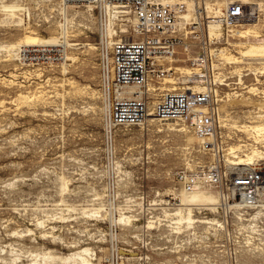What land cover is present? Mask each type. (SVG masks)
Listing matches in <instances>:
<instances>
[{
	"label": "rangeland",
	"instance_id": "rangeland-1",
	"mask_svg": "<svg viewBox=\"0 0 264 264\" xmlns=\"http://www.w3.org/2000/svg\"><path fill=\"white\" fill-rule=\"evenodd\" d=\"M1 1L16 2L24 12L12 19L0 15V44H17L25 36L60 38L61 25L68 21L66 41L74 46L67 45V58L76 60L26 66L0 52V264H73L65 260L86 248L91 252L83 257L89 263L104 264L113 246L128 250L137 264H264L263 211L229 208L220 201L214 209L205 200L217 199L214 193H199L189 207L195 235L184 230L187 224L180 234L171 232L167 221L175 218H164L161 208L170 211L181 200L175 173L195 172L209 157L179 122L147 119L137 126L117 127L111 135L105 131L108 106L99 79L93 15L68 7L63 21L60 0ZM196 1L200 7L225 2ZM247 1L263 3L264 8V0ZM257 15L256 28H236L251 31L245 40L222 32L217 46L242 61L235 65L217 59L226 84L220 94L225 135L228 147H241V158L253 146L264 152V139L256 142L253 134L241 131L264 123L257 117L264 115V75L255 72L264 59L238 57L240 43L264 42V9ZM212 18L200 15L205 35ZM255 33L259 39L251 37ZM194 36L184 41L187 52L177 50L174 68L190 69L199 52ZM235 69L240 70L241 83ZM179 73L172 76L175 86L168 88L177 89ZM252 86L256 94L247 92ZM153 204L158 207H150ZM210 219L220 227L209 234L203 222ZM148 221H154L153 229L145 228L151 225Z\"/></svg>",
	"mask_w": 264,
	"mask_h": 264
},
{
	"label": "built area",
	"instance_id": "built-area-1",
	"mask_svg": "<svg viewBox=\"0 0 264 264\" xmlns=\"http://www.w3.org/2000/svg\"><path fill=\"white\" fill-rule=\"evenodd\" d=\"M61 5L92 8L100 31L96 48L100 84L108 106L105 131L109 135L117 127L137 126L147 119L179 122L200 141L199 147L209 157L195 172L175 173V183L183 192L213 189L222 205L237 201L248 208L264 201V159L240 166L236 158L240 153L235 152L227 160L229 140L225 135L226 117L221 110L220 95L225 81L217 69V46L223 37L210 39L207 32L205 35L202 20L191 25V35H196L199 45V52L190 61L191 70L179 74L176 90L160 94L153 103L148 85L159 84L173 74L166 60L176 57L179 48L187 52L184 36L177 27V8L183 6L162 5L157 0H61ZM197 10L202 12L200 6ZM110 16L118 27H128L129 40L109 44L102 36ZM253 16L251 7L236 1L229 3L217 20L227 34ZM67 53L64 44L24 46L18 52V62L26 66L57 65L66 59ZM128 87L136 88L131 96L124 91ZM212 227L217 230L220 225L212 224ZM130 255L128 250L113 246L104 264L139 263L133 262Z\"/></svg>",
	"mask_w": 264,
	"mask_h": 264
},
{
	"label": "bare ground",
	"instance_id": "bare-ground-1",
	"mask_svg": "<svg viewBox=\"0 0 264 264\" xmlns=\"http://www.w3.org/2000/svg\"><path fill=\"white\" fill-rule=\"evenodd\" d=\"M157 1L160 4H162V5L170 4V5H174L176 7L177 6H183V8H177L178 9V11H177V27H178V30L180 32H182V35L184 36V39H188L189 35L191 33H193V32H190V30L187 31V29H192L191 25H193L194 23L200 24V22H201L200 15H201L202 12L210 14V15H213L215 17V18H212L213 19L212 21L210 20V21L207 22L208 23V25H207V36L210 39L220 37V35L223 34L222 33L223 31H222V28L219 25V21L217 20V18H219L221 16V14L223 13L225 7L229 3L234 2V1L225 0V2L223 4H220L218 6H216V5H207L205 3V4L201 5L202 12H198V10H197L198 2L196 0H157ZM240 1L243 4H245V5L254 6V8L251 7V9L254 11V16H253V18L251 20L240 22L239 24L235 25L233 27V29L231 31H227V33H232L233 36H235V33H236V35L240 39L245 40L247 38V36H249L251 31L248 29V30H244L242 32H239V31H236V28L237 27H243L244 28V26H253V28H254L255 26H257V24H256L257 21H258L257 20V18H258L257 14L260 11L263 12L264 8L262 9L263 3H253V2L250 3L247 0H240ZM68 7H72V6H66L65 7V6L61 5V7H59L60 8L59 9V11H60L59 13L61 14L62 17L60 15L59 16H60V18H62L65 21H67ZM84 9H85V12H86L87 15H89V16L93 15L92 14V8L89 7V8H84ZM23 10H24L23 6L16 4V2H13V3H10V4H5L3 1L0 0V15L4 16V18H2V19L15 18L16 17V13L24 12ZM25 10L27 11V8H25ZM191 11L194 14L196 13V17H193L192 14H190ZM191 18L193 20L189 21V19H191ZM94 19H95V17H94ZM67 22H65L63 25H61L62 32H61L60 38L59 37L37 38L35 36H25L26 37L25 41L19 42L17 44H8V45L0 44V52L1 53L2 52L6 53L7 57L10 58V59H13V58L16 57V61H18V52L24 46H34V45L55 46V45L64 44L67 47V45H68V43L66 41L67 29H68L67 28ZM69 23H71V22H69ZM96 24H97V22H96ZM69 25L71 26V24H69ZM113 25H115V26L113 27ZM116 25H117V23L114 21V19L111 18V16L109 17V19L105 23L104 30L102 32V36L106 37V39H107L109 44H111L112 42H114L116 40H120V39L121 40H129L130 37H131L130 36L131 35V31L128 29V27H124V26H119L118 27V25L116 27ZM204 27H205V25H204ZM84 29L87 30L86 27ZM118 29H119V31H118ZM253 30H256V29H253ZM97 32H98V35H99V38H100L99 28H97ZM251 37L252 38H257V39L260 38V36L258 34H256V33H255V35H253ZM60 39H62L63 41L61 40V42H60ZM68 46H74V44H71V45H68ZM238 46L240 48H242L241 50H239V55H241V57L238 56L239 58H254V59H258V60L259 59H264V42L249 43V42L245 41L243 43H240ZM185 47H187V46L184 45V48ZM67 48H69V47H67ZM91 49H93V47H91ZM227 50L226 49L219 50L217 52V54L219 56L218 55L217 56L221 57V59L225 60L228 64H235L236 65V64L242 62V61L238 60L237 58H235L234 57L235 55L232 56V54L227 53ZM67 59L69 61H71V62H75V60H76V58H73V57L67 58V55H66V59L62 63L66 62ZM166 61L169 63L168 66H167L168 70L169 71H173V74L169 75L168 77H165L159 84L148 85L149 91H151L153 93L152 94L153 95V103H156V99L158 98V96L160 94H162V93H164L166 91L176 90L175 87H171V88L167 87V85L175 86L174 85L175 82L173 81V77H172L175 72L180 71L179 74H183V73H189V71L191 70V69L188 70V68L186 69L184 67L183 68H174V64H176V62H177L175 60V57L172 58V59H167ZM245 63H247V62H245ZM235 70H236L235 72H237V74L239 76V82L241 83L242 77H241V74H240V70L239 69L238 70L235 69ZM61 71H62L63 75L67 74V68L65 67V64H63L61 66ZM255 72H258L261 75H264V66L260 67L258 69H255ZM222 85L226 86L225 83H223ZM135 90H136V88H134V87H128L124 91H126L128 93L127 95L131 96L130 93L134 92ZM247 92L251 93V94H256L257 89L252 86L251 88L248 89ZM123 93L124 92H122V94ZM260 95L263 98L261 101L264 103V92L262 91V93ZM249 102L251 103V101H249ZM250 105H252V104H250ZM257 117H259L261 119L262 123L264 122V115L257 116ZM148 122H158V123H161V124H163V123H175V124L179 125V123L176 122V121H159V120L149 119ZM187 131H188V129H187ZM241 131L245 132V133L246 132L247 133L250 132L249 135L253 134L252 135L253 139L256 142H259L260 139L261 140L264 139V123L260 124V125L258 124V125L253 126V127L243 126V127H241ZM188 132L191 134V136L194 139H196L194 137V135L190 131H188ZM198 142L200 143V141H198ZM240 146H242V145H240ZM253 147H251L250 149H247V153H245V154L242 153L243 157H245V159H242L243 157L242 158L238 157L241 154L240 151L242 149H239L241 147L234 148V147H230L229 146L227 148V160H230V157H232L235 154V152L240 153L236 157L238 159V165H240V166H250L253 163H255V161H259L261 159H264V152H259L256 147L255 148H253ZM179 191H180V193L182 195L181 196V200L177 197V195L174 194V191H172L170 193L171 195H174V197H177L179 199L178 206L173 208V209H171L170 211H173L175 209H177V210L175 211V213L170 215V214H166V212H170V211H168V209L161 208L162 212L164 213L163 216H164V218H167V217H170V216L175 218L174 221L171 220L170 218H169V221H167V223L169 225L168 227L171 228V232L173 231L174 233L177 234V233H179L181 231L186 230V231H190L189 235H195V233L193 231L194 230L195 221H192V216H193L192 215V210L189 208V207H191V203L198 199V197H195V196L199 195V193H201V194L203 192L214 193L216 195L217 199L213 198V196H207L205 200L210 206H212V208L218 209L219 208V206H218V201H219L218 194L215 191L214 192L208 191V190H206V188H198V189H196L195 191H193L191 193H185V192H183L182 189H179ZM159 202H163V201H159ZM195 203L196 202H194V204ZM155 205H157V204H153L150 207H152V206L154 207ZM231 207H240V208H244V209L251 210V211L255 210V209H260V213H261V211H263V213H264V204H262V203H260L256 207L248 208V207H245L241 203L236 201V202H233L232 204H229V208H231ZM149 209L153 210L155 208H149ZM158 209H160V208H158ZM120 214H123V213L119 212L118 216ZM111 218L113 219L114 217H111ZM117 221H118V219H117ZM153 223H154V221H148L147 224H151V225L145 226V228L149 227V229H153V227H154L152 225ZM203 223H207L209 225V226H207V230L205 231L206 233H209V234H210V231H216L215 228L212 227V224H216V225L219 224L216 220H213V219L212 220L210 219L207 222L205 221ZM183 224H187L186 227H184V230L182 228ZM211 234L213 235L214 233H211ZM88 252H91V251H89L87 248L83 249V250H81V251H79L77 253L72 254L70 257H68L65 260V262H72L73 264H91V263H89L88 260H86L83 257L84 255H87ZM88 258H89V256H88ZM184 258L185 257H183V259Z\"/></svg>",
	"mask_w": 264,
	"mask_h": 264
}]
</instances>
